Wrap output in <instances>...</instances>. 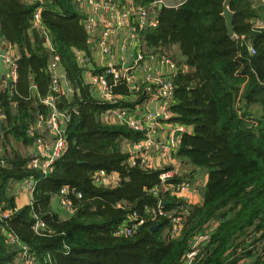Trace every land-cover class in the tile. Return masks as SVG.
<instances>
[{
	"label": "trees",
	"instance_id": "obj_1",
	"mask_svg": "<svg viewBox=\"0 0 264 264\" xmlns=\"http://www.w3.org/2000/svg\"><path fill=\"white\" fill-rule=\"evenodd\" d=\"M115 1L129 6L133 18L141 8L154 10L155 0ZM224 3L181 0L177 8L158 7L157 26L141 32L145 55L165 56L180 69L172 77L174 117L162 126L189 130L174 163L145 169L131 164L133 154L125 146L141 142L145 133L109 124L105 114L121 108L137 115L136 108L152 95L144 89L133 97L119 86L115 94L124 99L115 107L101 99L91 77L107 76V69L94 55L78 0H0L1 50L5 44L19 51L17 80L9 71L0 74V264H16L19 258L12 238L39 264H183L191 241L206 232L210 240L193 264H264V29L258 27L264 4L231 1V38ZM39 10L41 27H36ZM79 54L89 59L87 67ZM55 56L75 94L70 98L62 91L57 100L58 112L69 116L63 125L67 147L44 176L33 165L44 160L39 146L49 150L55 140L39 126L52 113L44 101L53 94ZM172 170L176 174L164 184L166 191L150 193ZM99 171L120 181L97 185ZM203 171L208 182L199 187L201 204L176 192L184 183L200 185L196 176ZM28 180L37 182L36 190L31 204L19 207L13 191ZM63 189L73 204L65 219L53 208ZM134 214L141 228L129 236ZM36 217L45 224L39 234Z\"/></svg>",
	"mask_w": 264,
	"mask_h": 264
},
{
	"label": "built area",
	"instance_id": "obj_2",
	"mask_svg": "<svg viewBox=\"0 0 264 264\" xmlns=\"http://www.w3.org/2000/svg\"><path fill=\"white\" fill-rule=\"evenodd\" d=\"M164 4L165 0H155L153 3L154 10L147 11L141 8L136 13V18H133L131 10L121 7L115 0H78L80 9L82 7L89 10L86 25L90 33V44L96 46L101 56V65L107 69V76L92 75L91 77V82L97 87L101 99L115 107L124 99L122 95L115 94L114 90L119 86H125L130 96L138 97L139 95H143L144 89H147V94L152 95V97L155 96L158 99V107L138 117H136L135 113L130 114L121 108H111L105 114V121L109 124H124L134 131L145 133V139L139 143L131 144L130 150L133 154L131 164L137 165L138 163H142L145 169L157 167L156 159H153V156L158 157L162 161H172L183 135L189 131L184 126L170 125L168 127V138H165L164 141L159 139V135L163 134L160 132L162 123L170 121L174 117L171 112V103L175 92L172 77L178 74L180 69L165 56L145 55L141 32L146 27L157 26L155 9L161 5L164 6ZM40 16L41 11L39 10L35 15L36 27H41ZM258 27L264 29V21L259 22ZM117 36L122 41L121 56L118 62L115 60L113 48ZM79 56L83 66L87 67L90 64L89 59L83 54H79ZM0 58L3 59L7 72L9 71L10 73V79L16 81L17 70L15 60L2 54H0ZM60 67V59L55 56L51 64L54 79V85L52 86L53 94L44 101L51 108L52 113L46 122L39 124L40 127L44 126L45 130L51 131L55 136L52 147L49 148L50 151L47 146H39V151L43 153L44 160L41 163L38 162V164L33 165V167H38L44 176H47L52 171L54 164L61 159L67 147L63 125L69 121V116L58 112L57 100L62 91L70 98L75 94V91L69 87L65 75L59 74ZM160 69H163L165 72L162 73ZM109 78H112V82L108 81ZM62 80L66 81V88L63 87ZM136 109L138 113L139 106ZM138 158H140V161ZM175 174L176 171L174 170L162 174V186L152 190L150 193L159 194L161 190L165 192L166 190L163 188L164 184L174 177ZM94 179L97 185L104 186H113L120 181V178L116 174H108L105 171L97 172L94 175ZM24 183L31 194L32 202L37 182L28 180L24 181ZM191 187H195V193L199 192L200 185L190 183H184L177 187L176 192L183 196ZM67 194L68 189H63L57 198L63 212L69 216L73 213V204L67 198ZM162 207L160 204V208ZM152 214L157 216L156 211H153ZM181 219V217H176L175 221L180 222ZM140 228L141 221H139L138 216L136 214L132 215L130 226L126 229V234L132 236ZM178 229L179 226L177 225L175 232H178ZM34 230L39 234L45 230V224L37 219ZM210 237L211 232L202 233L194 237L183 264H193L202 252L203 245L210 240ZM12 243L20 248V255L16 264H39L30 253L28 247L19 246V242L15 238H12Z\"/></svg>",
	"mask_w": 264,
	"mask_h": 264
},
{
	"label": "crops",
	"instance_id": "obj_3",
	"mask_svg": "<svg viewBox=\"0 0 264 264\" xmlns=\"http://www.w3.org/2000/svg\"><path fill=\"white\" fill-rule=\"evenodd\" d=\"M127 2H128V4H129V2L131 3L130 0H127ZM180 4H181V0H165L164 6L167 7V8H177ZM261 4H264V3H261ZM128 7L129 6H127L126 9H128ZM81 10L86 14V16L89 15V10L88 9L81 7ZM141 37H142V35H141ZM121 44H122L121 38L119 36H117L115 38V43H114V46H113L115 60L117 62L119 61L120 56H121ZM2 46L5 48V50H1L2 48H1V45H0V54H2L3 56H9L12 60L16 61L18 56H19L18 49L14 48V47H10V46L5 45V44H3ZM48 46L50 47V43H48ZM91 46H92V48L95 49L94 55H95L96 59L99 62H101L102 60H101V56H100V54L98 52V49L94 45H91ZM173 53L175 54V56H177L178 61H182V58L180 56V53H179V50H178L177 47L173 48ZM109 63H111V62H109ZM160 71H162V73L165 72L163 69H160ZM156 107H158V99L155 96H153L148 102H146L145 104L140 105V107H139L140 109H139L138 114L136 115V117L140 116L141 114H145L148 111H152ZM160 132L163 133L162 135H159V139L160 140L164 141L165 138H168V136H169L168 127L162 126ZM46 133H47V131H46ZM51 145H52V142H49V148H51ZM125 146H126L127 149L131 148V145H129V144H126ZM152 158L156 159V165L158 167H160L161 160L158 157H155V156H153ZM167 162H169L170 164L174 163L173 160L172 161H167ZM170 164H168V165H170ZM13 192H15L16 195H17L16 196L17 197V204H18L19 207H23V206L31 204V194H30L27 186H25L24 182H21L20 185L17 188H15V190ZM53 208L56 211L60 212L61 217L63 219L68 217V215L65 214L63 212L62 208L60 207L59 200H58L57 197H55L54 200H53Z\"/></svg>",
	"mask_w": 264,
	"mask_h": 264
},
{
	"label": "water",
	"instance_id": "obj_4",
	"mask_svg": "<svg viewBox=\"0 0 264 264\" xmlns=\"http://www.w3.org/2000/svg\"><path fill=\"white\" fill-rule=\"evenodd\" d=\"M231 1L232 0H225L224 10H223V17L226 20L228 35L231 38H234L235 37V31H234V26H233L234 13L231 11V8H230ZM163 7L164 6L161 5V6H159V9L161 10ZM45 46L48 47V42L45 43ZM6 73H7L6 66H5V64L3 62V59L0 58V74L5 77ZM59 74L60 75L64 74V68H63L62 65L60 67ZM62 85H63L64 88H66L67 85H66V81L65 80H62ZM0 131L3 132V121L0 122ZM166 204H167V202H163V203H161V206H165Z\"/></svg>",
	"mask_w": 264,
	"mask_h": 264
},
{
	"label": "rangeland",
	"instance_id": "obj_5",
	"mask_svg": "<svg viewBox=\"0 0 264 264\" xmlns=\"http://www.w3.org/2000/svg\"><path fill=\"white\" fill-rule=\"evenodd\" d=\"M261 3H264V0H260ZM183 60V58H182ZM170 164L167 161H162L161 160V165L160 168H164L166 165ZM196 180L200 181V190L204 188L208 182V173L206 171L200 172L196 176ZM183 197L189 198L190 201L196 203V204H201L203 201V196L202 192L195 193V187H191L188 189L184 194Z\"/></svg>",
	"mask_w": 264,
	"mask_h": 264
}]
</instances>
